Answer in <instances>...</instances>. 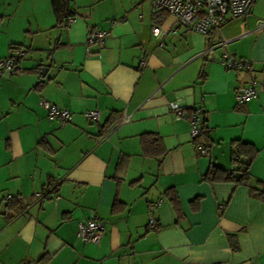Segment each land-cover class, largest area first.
Listing matches in <instances>:
<instances>
[{
	"label": "crops",
	"instance_id": "0c3cea01",
	"mask_svg": "<svg viewBox=\"0 0 264 264\" xmlns=\"http://www.w3.org/2000/svg\"><path fill=\"white\" fill-rule=\"evenodd\" d=\"M148 2L69 0L67 25L51 0H0V58L23 51L18 72H0V264H264V88L235 101L264 80V0L206 35ZM95 29L109 32L101 46L87 44ZM224 52L250 71L225 68ZM41 99L70 121L50 118ZM172 103L201 109L199 139ZM123 113L131 121L98 141ZM146 133L160 138L159 156L143 154ZM236 143L257 152L247 183L207 181L211 168H235ZM89 218L105 225L95 243L76 235Z\"/></svg>",
	"mask_w": 264,
	"mask_h": 264
},
{
	"label": "built area",
	"instance_id": "2783aa9c",
	"mask_svg": "<svg viewBox=\"0 0 264 264\" xmlns=\"http://www.w3.org/2000/svg\"><path fill=\"white\" fill-rule=\"evenodd\" d=\"M152 12H163L172 16L175 23L186 27L192 31L198 32L202 35L219 27L228 18L240 17L245 15L254 0H148ZM73 15L65 18V23L70 25L74 22ZM257 28L264 27V20H257ZM167 31L158 25L152 27V35L156 38H162L166 35ZM109 36L107 30L95 29L91 30L87 35L88 45L104 44L106 38ZM23 56L21 49H13L6 57L0 58V72L8 74H15L20 69L19 63ZM143 60V59H142ZM220 63L230 70H246L250 71L251 61L247 59H240L234 55L224 52L220 57ZM264 88V80L260 81L252 78L248 86L243 87L235 94V101L238 106L256 98L259 89ZM41 106L47 111V114L52 119H57L61 124L70 121L71 113L68 110L61 109L57 105L48 100L41 99ZM171 110L178 118H186L189 123V135L192 139H199L203 133V121L201 117V109L195 108L188 115H185L182 108L175 104H171ZM88 119L93 121L99 120V113L91 110L85 113ZM131 121V116L123 113L119 116L110 126L107 131L98 139H106L108 134L116 129L118 126ZM196 152L200 155H208V148L202 143H196ZM34 200L41 201L48 198V193L37 192L34 193ZM6 199H11V195H7ZM157 202L149 204L150 211L153 209ZM148 228L153 229L156 227V220L152 213L149 214ZM105 230V225L101 220L96 218H89L79 221L77 223V237L83 242H98Z\"/></svg>",
	"mask_w": 264,
	"mask_h": 264
},
{
	"label": "trees",
	"instance_id": "16d2710c",
	"mask_svg": "<svg viewBox=\"0 0 264 264\" xmlns=\"http://www.w3.org/2000/svg\"><path fill=\"white\" fill-rule=\"evenodd\" d=\"M51 4L54 14L60 23L63 22L66 17L73 14V11L69 6V0H51ZM114 121L115 120H113L110 125ZM141 142L142 152L146 156H159L164 152L158 135L152 133L143 134L141 135ZM235 148L236 149L232 153L235 168L232 170H225L217 167L211 168L205 174V179L207 181H234L240 184L247 183L249 179L248 169L257 152L254 147L245 143H236ZM169 192L172 205L174 209L178 211L176 195L172 194V191ZM260 194H264V188H262Z\"/></svg>",
	"mask_w": 264,
	"mask_h": 264
},
{
	"label": "water",
	"instance_id": "95a60500",
	"mask_svg": "<svg viewBox=\"0 0 264 264\" xmlns=\"http://www.w3.org/2000/svg\"><path fill=\"white\" fill-rule=\"evenodd\" d=\"M43 70H46L45 68H42V73H43Z\"/></svg>",
	"mask_w": 264,
	"mask_h": 264
},
{
	"label": "rangeland",
	"instance_id": "374dc122",
	"mask_svg": "<svg viewBox=\"0 0 264 264\" xmlns=\"http://www.w3.org/2000/svg\"><path fill=\"white\" fill-rule=\"evenodd\" d=\"M148 1V0H147ZM149 3V2H148Z\"/></svg>",
	"mask_w": 264,
	"mask_h": 264
}]
</instances>
